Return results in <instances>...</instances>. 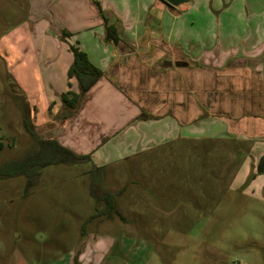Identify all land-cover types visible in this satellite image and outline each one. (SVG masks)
<instances>
[{"label":"rangeland","instance_id":"374dc122","mask_svg":"<svg viewBox=\"0 0 264 264\" xmlns=\"http://www.w3.org/2000/svg\"><path fill=\"white\" fill-rule=\"evenodd\" d=\"M29 1L0 0V165L36 146L23 119L37 139L49 135L36 126L15 79L16 65L32 73L40 61L28 42L32 23L41 26L55 15L31 10ZM231 1L211 13L214 27H264V0H257L259 7ZM54 20L46 35L56 45L71 39ZM16 36L17 57L8 48ZM67 93L52 92L54 103ZM209 137L176 140L128 162L106 161L108 152L124 149L83 146L78 151L89 162L45 167L31 187L24 177L0 179V264H264V171L257 168L261 157L255 160L264 137ZM105 192L111 210L102 201Z\"/></svg>","mask_w":264,"mask_h":264},{"label":"crops","instance_id":"0c3cea01","mask_svg":"<svg viewBox=\"0 0 264 264\" xmlns=\"http://www.w3.org/2000/svg\"><path fill=\"white\" fill-rule=\"evenodd\" d=\"M244 1L231 3L245 6ZM29 2L31 10H55L41 26L31 25L28 42L37 50L36 62L40 59L31 65L32 73L24 65L15 68V79L34 108L36 126L47 128L48 139L77 155L83 146L124 149L122 155L111 150L106 161L128 162L176 140L264 137V27L262 22L214 27L211 13L222 12L227 0H190L178 9H169L161 0ZM248 2L259 7L257 0ZM240 14L243 18L241 9ZM54 19L71 39L56 45L46 35ZM104 19L115 28L117 43L105 39ZM16 39L8 47L15 57L21 42ZM72 44L102 76L71 110L54 103L52 92H78L76 80L67 76ZM85 126L87 131L77 135ZM195 128L199 134L194 135ZM255 146L261 148L258 160L264 156V144Z\"/></svg>","mask_w":264,"mask_h":264},{"label":"trees","instance_id":"16d2710c","mask_svg":"<svg viewBox=\"0 0 264 264\" xmlns=\"http://www.w3.org/2000/svg\"><path fill=\"white\" fill-rule=\"evenodd\" d=\"M162 1V0H161ZM166 4L164 1H162ZM169 9H173L166 4ZM105 39L118 42L117 33L113 26L107 25L104 19ZM72 54V63L70 64L67 76L74 78L77 82L78 92H68L63 94L62 104L69 109H75L77 104L82 100L84 95L96 84L102 76L100 70L90 64L84 52L80 51L74 46H69ZM23 128L32 138H34L36 146L23 157L18 160L4 162L0 165V179H8L15 177H24L26 179V187H31L37 183L41 169L59 164H79L89 162V156L76 155L69 149L63 147L58 141L54 139H37L35 133L30 128L28 122L23 119ZM258 171H264V156L259 159L257 165ZM105 203V209H113V201L109 192L104 193L102 199ZM100 213V212H97Z\"/></svg>","mask_w":264,"mask_h":264},{"label":"water","instance_id":"95a60500","mask_svg":"<svg viewBox=\"0 0 264 264\" xmlns=\"http://www.w3.org/2000/svg\"><path fill=\"white\" fill-rule=\"evenodd\" d=\"M174 9H178L182 6L189 4L190 0H162Z\"/></svg>","mask_w":264,"mask_h":264}]
</instances>
